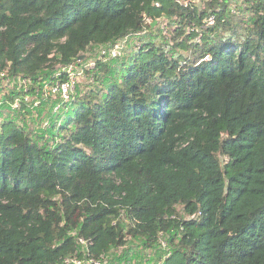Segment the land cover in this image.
<instances>
[{
	"label": "trees",
	"instance_id": "trees-1",
	"mask_svg": "<svg viewBox=\"0 0 264 264\" xmlns=\"http://www.w3.org/2000/svg\"><path fill=\"white\" fill-rule=\"evenodd\" d=\"M122 40L54 101L48 133L14 122L17 87L0 96V264H63L78 238L102 259L159 232L157 264H264V0H0V80L32 98Z\"/></svg>",
	"mask_w": 264,
	"mask_h": 264
},
{
	"label": "built area",
	"instance_id": "built-area-1",
	"mask_svg": "<svg viewBox=\"0 0 264 264\" xmlns=\"http://www.w3.org/2000/svg\"><path fill=\"white\" fill-rule=\"evenodd\" d=\"M143 24L149 25L151 24V18L144 17ZM214 24V19L209 17L207 19V25L211 26ZM126 41L122 40L120 43L116 45L100 49L95 56H90L88 54H82L78 56L71 64L63 66L59 68L54 76L53 80H48L42 85V96L45 99L55 100L58 105L54 108V111L60 109V105L63 103H71L73 100V96L77 93L76 90L82 83H87L92 81L93 71L96 69L97 61L102 60H110L113 58L120 57L123 55L126 50ZM19 86H23L22 89H18ZM18 87L16 88V93L18 91H22L24 93L23 96L17 95L12 101L8 102V106L11 111L21 110L23 107L32 109L33 107H37L39 102L38 98H32L27 93L28 87L27 82L25 80H20L18 83ZM11 91V90H10ZM13 91V89H12ZM4 99V98H3ZM4 101V100H3ZM2 105V101L0 102V108ZM1 112V111H0ZM1 114V113H0ZM2 117L0 116V126H1ZM78 246H81L86 249L87 255V264H105L102 259H96L91 256H88L87 245L88 241L83 238L77 239ZM83 261L78 258V256L68 257L63 259V264H82Z\"/></svg>",
	"mask_w": 264,
	"mask_h": 264
},
{
	"label": "rangeland",
	"instance_id": "rangeland-1",
	"mask_svg": "<svg viewBox=\"0 0 264 264\" xmlns=\"http://www.w3.org/2000/svg\"><path fill=\"white\" fill-rule=\"evenodd\" d=\"M201 5V4H200ZM164 26V25H163ZM165 28L161 29L162 33L161 35L165 34ZM156 32V31H155ZM155 32L151 34V37L162 39V36ZM168 38V36H167ZM165 41V39H162ZM129 51L133 52V48L129 47ZM89 54V53H85ZM99 84V83H98ZM18 84H15L14 82L9 81L8 79L0 80V96L8 95V97L11 95L10 90L14 89ZM28 85V83H27ZM23 86H19L18 89H22ZM88 83H82L77 88L76 92L82 89H87ZM99 88V87H98ZM42 87L40 90H38L39 96H35L34 98H38L37 101L38 104V110H34L37 107H33L32 109L29 108L27 113L25 114V111H22V115L14 121L16 124H19L23 126L25 129L31 128V131L33 135H43L44 133H48L45 130L49 129L47 128V124L50 122L48 121L49 117L56 118L57 122H60L61 115L57 112L51 111L52 105H54L55 100L45 99L42 94ZM37 91V90H36ZM36 91L34 94H36ZM9 93V94H8ZM17 96V95H16ZM8 115L2 114V120L7 119ZM58 118V119H57ZM15 119V117H14ZM181 216V215H179ZM169 235L166 232H159L156 235L155 241L153 243V247L148 245V241L145 237L139 238V237H132L130 235H127L126 241L127 244L125 248L121 249H111L106 254V257L102 258V260L105 262V264H145L147 262H151L153 264L158 263V256H161L162 259H166L168 256V244ZM80 254L78 255V258L83 261L82 264H87V255H86V249L79 246Z\"/></svg>",
	"mask_w": 264,
	"mask_h": 264
},
{
	"label": "water",
	"instance_id": "water-1",
	"mask_svg": "<svg viewBox=\"0 0 264 264\" xmlns=\"http://www.w3.org/2000/svg\"><path fill=\"white\" fill-rule=\"evenodd\" d=\"M157 23V21H154L151 25L154 26Z\"/></svg>",
	"mask_w": 264,
	"mask_h": 264
}]
</instances>
